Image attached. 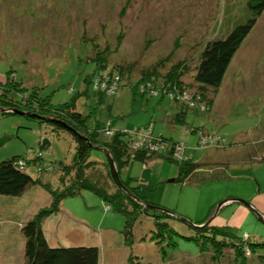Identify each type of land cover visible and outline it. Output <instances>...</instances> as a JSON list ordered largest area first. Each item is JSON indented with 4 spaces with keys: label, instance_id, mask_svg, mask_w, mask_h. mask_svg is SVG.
I'll use <instances>...</instances> for the list:
<instances>
[{
    "label": "rangeland",
    "instance_id": "374dc122",
    "mask_svg": "<svg viewBox=\"0 0 264 264\" xmlns=\"http://www.w3.org/2000/svg\"><path fill=\"white\" fill-rule=\"evenodd\" d=\"M250 17L247 0H0V83L16 78L21 89L30 93L38 89L52 105L70 102L79 92L87 91L77 108L90 117V128L114 121L118 130L134 133V140L138 135L166 140L162 134H172L177 141L155 142L164 145L163 153L173 155L171 158L178 162L173 143L184 144L186 150L197 147L194 160L201 165L199 169L204 168L199 173L196 170L186 183L177 181V163H169L165 156L149 149L146 155L151 153L154 158L148 166L136 160L121 173L126 181L136 180L133 185L139 187V200L174 213L169 223L182 235L176 238V248L165 241L160 246L153 239L152 216L160 212L152 210L136 221L134 244L128 247L123 235L126 217L87 191L62 203L61 208L71 210L76 219L64 220L57 235L50 233L51 247H97L100 264H132L131 259L139 264H219L211 258L217 251L213 245L208 247L210 253L203 252L196 241L184 237L198 236L194 226L209 222L227 200L246 201L264 215V12L233 57L220 88L214 92L195 80L207 44L223 39L226 30L246 23ZM98 54H104L110 69H126L128 83L140 79L143 71L154 70L151 77L164 87L180 65L185 68L179 79L185 91L181 92L178 85L171 88L169 79L168 90L173 92L164 97L135 93L132 86H125L113 98L104 96L101 104L98 92L85 81L96 74L94 60ZM109 68L104 70V95L116 82V74L111 76ZM187 102L190 106L198 104L199 110L189 107L183 123L176 122L173 118ZM16 108L36 114L37 119L4 114L0 109V139L10 138L0 149V163L14 157L29 160L26 172L40 184L18 197L0 195V264L25 263L22 228L52 206L54 197L43 185L58 189L62 173L51 171L50 166L73 164L77 147L71 133L38 120L48 116L51 106ZM140 128L145 130L143 135ZM206 137L208 143H204ZM44 139H49L51 146L40 159ZM135 142L129 144L132 155L137 151ZM103 149L93 147L90 161L108 163L105 170L109 173V159ZM185 155L183 161L192 159L187 152ZM114 183L111 193L120 189ZM260 188L263 192L258 194ZM130 209L134 210L132 205ZM81 223L104 232L88 236ZM212 224L230 225L239 236L262 239L252 243L264 241V223L239 202L224 208ZM247 250L252 258L248 264H264V257H260L264 252L254 259L253 252ZM224 252L225 260L220 264H238L234 250Z\"/></svg>",
    "mask_w": 264,
    "mask_h": 264
},
{
    "label": "trees",
    "instance_id": "16d2710c",
    "mask_svg": "<svg viewBox=\"0 0 264 264\" xmlns=\"http://www.w3.org/2000/svg\"><path fill=\"white\" fill-rule=\"evenodd\" d=\"M247 8L251 17L246 23L239 24L231 30H226L223 39L207 44L202 53L201 61L196 69L195 80L198 84L206 88H211L214 92L215 89L220 88L233 57L263 14L264 0H247ZM94 61L96 63V74L91 75L92 79L90 77L85 81L89 86L92 85L94 90L98 92L100 96L99 103L101 104L104 96L113 98L118 95L121 88L125 86H132L135 93L138 92L151 97H158L160 95L164 97L165 94L173 92L172 90H168L169 83L171 88L173 85H178L181 88V92H183V90L185 91L183 82L179 80L181 75L183 76L185 68H181L180 65L176 71L172 72L171 75L168 76L170 82L168 79L166 84H164L167 86L166 89L165 86L163 87L159 85L158 81L154 77H151V75L155 74L154 70L152 72L143 71L140 79L134 80L132 83H128V79L125 76L126 69H110L107 65L104 54H98V57H96ZM108 68L111 76L116 74L115 77L119 78V82L118 87L115 86L114 83L110 84L109 86H113V89L108 95H104V90H102V84L106 81V76L104 77V70L106 71ZM93 77H95L96 80H94L95 78ZM20 85L21 84L16 80V78H8L6 83H0V94L2 95V97H0V109L2 111L4 109L7 111H3L4 114H15L14 112H21L28 114L27 117L29 118L37 119L36 114L20 110L16 107H20V105L23 107L34 106L35 109L36 106L42 107V105L46 104L52 107L50 109V113H48V116L38 117V120L50 124L55 130L68 131L74 136L77 143L76 156L73 164L67 165L65 163H60L57 166H50L51 171L58 170L62 173V177L60 179L62 186L58 189L54 190L48 183L43 185V187L54 197L52 206L40 211L34 219L30 220L22 228L25 239L24 264H100V251L97 247H51L50 242L47 240V237L42 229V223L44 220L47 219V217L59 212L64 200L71 197L81 196L86 191L99 196L103 199V201L111 206V209H113L114 212L121 213L126 217L123 235L127 246L132 247L134 244L133 228L135 223L141 215H148L150 209L146 206L147 202L145 203L138 199L139 187L133 185L136 180L134 178H129V180L126 181L122 178L121 173L136 160H140L144 163V165L148 166L154 156L151 155V153L146 155L148 151H136L134 155H132L131 151H129V144L131 145L133 141H136L134 140V133L132 134L127 131L124 132L122 130H118L115 127L114 121L110 124L98 123L95 129L90 128L88 124L90 117L86 118L85 115L77 108L78 100L82 96H87V91L84 93L79 92L70 102L52 105L48 97L42 98L40 96L38 89H34L33 93H30L27 88L21 89ZM152 88L154 91H151ZM30 97L34 99H31ZM193 98L196 100L195 97ZM209 100L211 101L212 99L210 98ZM15 103L19 104L11 105L10 107L8 105ZM189 107L192 108L191 110H199L197 105L190 106L185 103V107H181L182 111H180L177 115L180 119H177L179 122L183 123V118H186V113L190 110ZM54 108L57 110H52ZM61 109H63V111H61ZM41 119L46 120L43 121ZM168 140L169 139H166V141ZM9 141V137L0 139V149ZM173 145H175V143H173ZM50 146L51 142L49 139H44L40 145V153L38 156L40 159L42 157V153L49 149ZM96 146L104 147L110 152L112 159L118 168L121 181L140 202L132 199L121 189L115 193L110 192L113 177L111 170L109 173L105 170L108 163L101 164L90 161L91 150ZM187 151L188 150H185V152ZM162 153L163 151H160L158 155L165 156L168 159H166L167 162L172 164L177 163L179 166L180 178L178 180L176 179L177 181L186 183V181L192 178L193 173L201 166L200 164L191 163L190 160L177 162L171 158L172 155H169L166 152ZM261 161H264V157ZM27 162H29V160L25 158L14 157L11 160L0 163V195L18 197L23 195L29 187L40 184L38 179H34L31 175L27 174ZM129 205H132L134 210L130 209ZM172 214L174 213L170 211H168V213L160 212L153 214L152 217L155 219L153 239L159 245L165 241L169 242L171 247L176 248L178 245L176 238L182 237V235H180L169 223V219ZM205 222H207V220L198 223L203 225L201 228H196L198 236L184 238L196 241L200 245L203 252L210 253L208 247L213 245L217 250L215 255H211L213 261L219 264L223 262V260H225L224 251L227 249L235 251V260H237L238 264H248V260L250 259L247 254L248 248L253 252V256L249 255L254 257V259L257 258L256 255L264 252V241L262 243L251 242L252 240L261 241L262 239L252 238L247 234L239 236L235 228L230 225L215 226L212 224L213 221L207 223ZM245 236H248V239H246ZM260 257L263 258L264 255L260 254ZM131 261L134 264H139L133 259H131Z\"/></svg>",
    "mask_w": 264,
    "mask_h": 264
},
{
    "label": "crops",
    "instance_id": "0c3cea01",
    "mask_svg": "<svg viewBox=\"0 0 264 264\" xmlns=\"http://www.w3.org/2000/svg\"><path fill=\"white\" fill-rule=\"evenodd\" d=\"M174 120H176V122L178 121L177 119H179L178 117H177V115L175 116V118H173ZM180 120V119H179ZM173 121V120H172ZM174 123V122H173ZM163 135V137L164 138H166V139H171V140H173V141H177V140H175V139H173V135L172 134H170L169 135V137H167L166 135H164V134H162ZM197 137V136H196ZM199 139H198V137H197V141H198ZM196 148L197 147H195V149H194V147L192 146V147H188V151H187V153L192 157V159L190 160V162L191 163H195V164H199V162H197V161H195L194 159H195V156L197 155V153H196ZM198 149V148H197ZM209 158V157H208ZM208 158L206 159V162H208ZM210 160H211V157H210ZM203 165V164H202ZM201 167V166H200ZM200 170H204V168L203 169H198V173H199V171ZM206 171H208V169H205ZM197 172V171H196ZM263 191L261 190V188L260 189H258V194H261ZM235 203H237V202H233V203H230V204H228V205H226V206H224L223 208H222V210L224 209V208H226V207H228V206H230V205H233V204H235ZM222 210H220V212L222 211ZM220 212L217 214V215H214L213 217H212V221H214L215 219H216V217L220 214ZM76 219V215L75 214H73V212L71 211V210H69V211H67V210H64L63 208H61V211L58 213V214H54L53 216H50L49 218H47V219H45L44 220V222L42 223V229H43V231H44V234H45V236L47 237V240L48 241H50V233L52 232V231H54V233L57 235V233L60 231V227L61 226H59V225H61L62 224V222L64 221V220H70V221H72V220H75ZM84 221H86V219H83ZM69 221V222H70ZM211 221V222H212ZM65 222H68V221H65ZM58 224V227L55 229L54 228V225L55 224ZM82 224V226H83V229H84V232L85 233H87V235L89 236V235H93V234H98V235H102L101 233L102 232H104V231H101V233L100 232H98V230H97V228H92V225H89V224H87V223H81ZM222 226H226V225H222ZM70 228V227H69ZM51 243V242H50Z\"/></svg>",
    "mask_w": 264,
    "mask_h": 264
},
{
    "label": "built area",
    "instance_id": "2783aa9c",
    "mask_svg": "<svg viewBox=\"0 0 264 264\" xmlns=\"http://www.w3.org/2000/svg\"><path fill=\"white\" fill-rule=\"evenodd\" d=\"M118 82H119V78L116 77V82H114V85L117 86V87H118ZM104 83L107 84L106 81H104ZM105 84H102V90H104V85ZM112 89H113V86H111V87L109 86V92H111ZM151 91H154L153 88H152ZM187 104L190 105V103H188V102H187ZM197 106H199V105L197 104ZM144 133H145V130L144 129H141V135H143ZM209 140H210L209 137H206L204 139V143H208ZM163 141L167 142L166 140L156 139L152 135H151V137L145 136V137H142V138L138 135V139H136V142L138 144H134V148L137 149V151H140V152L141 151H148V152H150L149 149L150 150H154L155 149L157 152H160V151H163V149L165 148L164 145L162 147L160 145V143H162ZM155 142H160V143L157 144ZM171 147L173 148V152L175 154L174 157L177 160H179L180 162H182L183 159L186 158L185 157V150H186V148H185L184 144H180L179 143V144H176V145H171ZM172 157H173V155H172Z\"/></svg>",
    "mask_w": 264,
    "mask_h": 264
},
{
    "label": "water",
    "instance_id": "95a60500",
    "mask_svg": "<svg viewBox=\"0 0 264 264\" xmlns=\"http://www.w3.org/2000/svg\"><path fill=\"white\" fill-rule=\"evenodd\" d=\"M3 111L7 112L6 110H3ZM14 113H15V114H19V115H23V116H27V115H28V114H26V113H21V112H14ZM92 149H93V148H92ZM100 149H101V148H100ZM103 150H104V151L107 153V155H108L109 164H110V168H111V173H112L113 180H114L115 184H116L120 189H123V190L125 191V193L128 194V196H130L132 199H134V200L140 202V201L136 198V196H135L134 194H132V193L130 192V190L127 189V188L125 187V185L122 183V181H121V179H120V174H119V172H118V170H117V167H116V165H115V162H114V160L112 159V157L109 156V153H110V152H109L107 149H105V148H104ZM173 181H174V180H172V182H173ZM233 202H239V203L243 204L244 206H246V207L250 208L251 210H253V211L257 214V216L259 217L260 221L264 223V215L261 214L260 212L256 211V210L252 207V205H251L250 203H248V202H246V201H243V200H240V199L227 200V201H225L224 203L220 204L219 207H218V210H217V212H216L215 215H217V214L220 212V210H221L224 206H226V205H228V204H230V203H233ZM146 206H147L148 209H150V210H152V211H157V212H162V213H168V211H166L165 209L160 208V207H155V206H152V205H146ZM211 221H212V218H211V220H210L209 222H211ZM194 227H196V228H201L202 226H199V225L196 226V225H195Z\"/></svg>",
    "mask_w": 264,
    "mask_h": 264
},
{
    "label": "bare ground",
    "instance_id": "6f19581e",
    "mask_svg": "<svg viewBox=\"0 0 264 264\" xmlns=\"http://www.w3.org/2000/svg\"><path fill=\"white\" fill-rule=\"evenodd\" d=\"M64 240V239H63Z\"/></svg>",
    "mask_w": 264,
    "mask_h": 264
}]
</instances>
